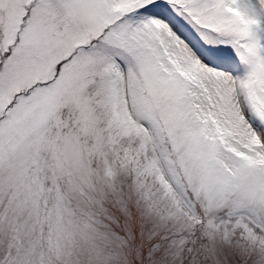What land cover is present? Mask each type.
<instances>
[{"label": "snow or ice", "instance_id": "obj_1", "mask_svg": "<svg viewBox=\"0 0 264 264\" xmlns=\"http://www.w3.org/2000/svg\"><path fill=\"white\" fill-rule=\"evenodd\" d=\"M0 264H264V0H0Z\"/></svg>", "mask_w": 264, "mask_h": 264}]
</instances>
